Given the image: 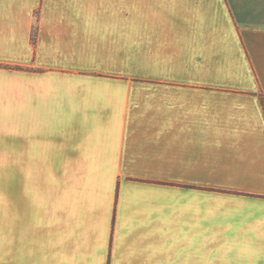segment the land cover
Wrapping results in <instances>:
<instances>
[{"label": "crops", "instance_id": "crops-1", "mask_svg": "<svg viewBox=\"0 0 264 264\" xmlns=\"http://www.w3.org/2000/svg\"><path fill=\"white\" fill-rule=\"evenodd\" d=\"M264 0H0V264H264Z\"/></svg>", "mask_w": 264, "mask_h": 264}, {"label": "trees", "instance_id": "trees-1", "mask_svg": "<svg viewBox=\"0 0 264 264\" xmlns=\"http://www.w3.org/2000/svg\"><path fill=\"white\" fill-rule=\"evenodd\" d=\"M262 102H263V105H264V97L262 96Z\"/></svg>", "mask_w": 264, "mask_h": 264}]
</instances>
